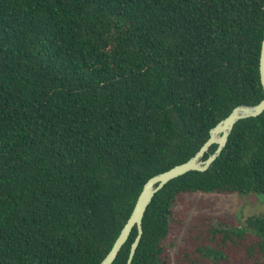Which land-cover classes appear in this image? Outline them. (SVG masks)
I'll use <instances>...</instances> for the list:
<instances>
[{
	"label": "trees",
	"instance_id": "obj_1",
	"mask_svg": "<svg viewBox=\"0 0 264 264\" xmlns=\"http://www.w3.org/2000/svg\"><path fill=\"white\" fill-rule=\"evenodd\" d=\"M263 36L264 0H0V264H99L144 182L264 97ZM196 192L264 194V111L153 195L130 263L264 264V208L168 252Z\"/></svg>",
	"mask_w": 264,
	"mask_h": 264
},
{
	"label": "water",
	"instance_id": "obj_2",
	"mask_svg": "<svg viewBox=\"0 0 264 264\" xmlns=\"http://www.w3.org/2000/svg\"><path fill=\"white\" fill-rule=\"evenodd\" d=\"M258 71L260 84L264 91V36L260 44ZM263 111L264 97L254 104H239L234 106L225 117L220 119L213 127L209 129V137L204 141V143L194 153L193 156L181 163L175 164L167 170L161 171L149 177L144 182L129 217L121 227L117 237L112 243V246L99 264H111L113 262L118 251L127 240L130 231L133 227H135L136 236L130 244L128 256L125 263L130 264L143 232L142 218L146 207L150 203L153 195L168 181L177 176H180L190 170H206L225 146L233 125L240 119L257 116ZM214 143L217 145L214 151L210 153L206 158H203L204 153L207 152L210 145Z\"/></svg>",
	"mask_w": 264,
	"mask_h": 264
},
{
	"label": "rangeland",
	"instance_id": "obj_3",
	"mask_svg": "<svg viewBox=\"0 0 264 264\" xmlns=\"http://www.w3.org/2000/svg\"><path fill=\"white\" fill-rule=\"evenodd\" d=\"M185 201H189L192 206L186 213V220L181 232L176 238H173L174 244L168 246V252L173 256L184 245V241L187 240L185 238V230L189 220L194 215L207 213L215 217L214 222H218L216 217H221L227 225L239 226L247 216L257 214L264 208V194L257 192H234L227 195L214 192H196L186 195ZM239 249L241 248H233L232 251L234 254L239 255L237 260L242 263L243 258L240 255L241 251Z\"/></svg>",
	"mask_w": 264,
	"mask_h": 264
}]
</instances>
